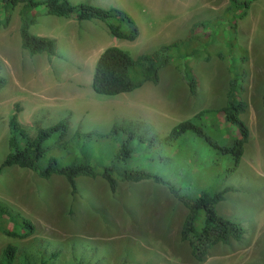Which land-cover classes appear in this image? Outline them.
Masks as SVG:
<instances>
[{
	"label": "rangeland",
	"instance_id": "obj_1",
	"mask_svg": "<svg viewBox=\"0 0 264 264\" xmlns=\"http://www.w3.org/2000/svg\"><path fill=\"white\" fill-rule=\"evenodd\" d=\"M67 1L123 11L134 21L138 37L118 40L105 22L56 17L39 6L29 31L55 39L57 51L50 57L31 56L20 46L16 7L8 26L0 28V78L6 82L0 88V164L9 152L14 114L31 136L61 121L68 126L67 139L78 130L99 140L115 124L129 123L166 136L199 111L224 106L232 59L245 49L241 97L247 109L241 118L249 139L240 166L222 185L236 191L226 195L217 211L240 221L246 234L240 241L216 245L199 263L180 240L187 210L166 187L152 181L119 182L114 193L101 177H81L77 194L71 195L60 176L46 180L12 167L0 173V201L29 219L35 232L25 240L0 232V254L11 243L18 249L17 259L26 256L29 264H264V0H236L244 17L241 8L225 11L228 0ZM164 46L169 50L166 62L158 63L157 84L144 82L116 96L93 91L95 63L106 48L118 47L137 59ZM187 72L196 79L194 93ZM194 145L185 148L190 152ZM206 153L204 148L190 152L192 164L204 162ZM52 254L56 257L48 258Z\"/></svg>",
	"mask_w": 264,
	"mask_h": 264
},
{
	"label": "trees",
	"instance_id": "obj_2",
	"mask_svg": "<svg viewBox=\"0 0 264 264\" xmlns=\"http://www.w3.org/2000/svg\"><path fill=\"white\" fill-rule=\"evenodd\" d=\"M228 1L225 9L228 13L242 7L236 0ZM18 6L20 46L31 56L44 53L50 57L57 51L55 39L36 36L29 31L35 23L33 11L39 6L45 7L46 14L56 17L105 22L110 35L118 40L133 42L138 37L134 21L123 11L85 4L75 6L67 0H0V28L8 26L12 12ZM245 12L243 10L240 16L244 17ZM236 26L234 24V28ZM167 50L169 46H164L152 54L133 59L118 47L106 48L95 63L93 91L102 96H116L132 92L144 82L157 84L158 63L166 62ZM237 54L232 59L233 76L224 106L199 111L177 124L166 136L151 134L147 129L129 123L115 124L108 134L98 135L99 140L94 133L78 130L67 139L68 126L63 121L39 129L31 136L14 114L9 123V152L0 164V173L4 168L17 167L30 170L41 179L60 176L67 182L71 195L77 194V180L81 177H101L114 193L119 182L152 181L162 185L187 210L180 240L188 244L190 254L197 262H204L213 247L240 241L246 234L240 221L217 211L226 195L236 191L231 186L222 188V185L240 166L249 139V129L241 118L247 109L241 94L248 56L245 49H240ZM185 74L189 91L194 93L196 79L190 72ZM5 84L0 78V88ZM262 101L264 106V94ZM190 143H195L190 152L200 153L202 148L207 152L208 158L200 165H193L190 160V152L185 148H190ZM96 144L97 150H94ZM87 145L91 149H86ZM174 149L177 153L173 157ZM0 232L10 238L25 240L34 234L35 226L19 211L0 201ZM17 254L15 245L6 244L0 254V264H29L26 256L18 260ZM54 257L52 254L48 258ZM40 264L44 262L40 261Z\"/></svg>",
	"mask_w": 264,
	"mask_h": 264
},
{
	"label": "crops",
	"instance_id": "obj_3",
	"mask_svg": "<svg viewBox=\"0 0 264 264\" xmlns=\"http://www.w3.org/2000/svg\"><path fill=\"white\" fill-rule=\"evenodd\" d=\"M40 37H42V36H40ZM116 39V38H115ZM102 51V50H101Z\"/></svg>",
	"mask_w": 264,
	"mask_h": 264
}]
</instances>
